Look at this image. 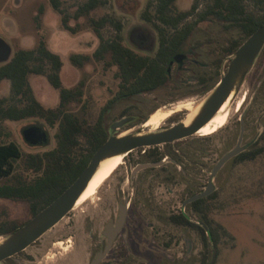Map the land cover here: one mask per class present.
Masks as SVG:
<instances>
[{"label":"rangeland","instance_id":"1","mask_svg":"<svg viewBox=\"0 0 264 264\" xmlns=\"http://www.w3.org/2000/svg\"><path fill=\"white\" fill-rule=\"evenodd\" d=\"M21 1L17 13L24 15L16 23L12 22L13 31L19 29V46L29 48L43 39L51 51L59 54L62 84L73 88L82 82L81 99L70 102L67 108L88 122H93L113 97L119 81L115 76L116 66L104 67L103 61L94 58L82 66L69 60L72 53L91 55L98 45L99 38L90 25V18L116 15L123 22L124 43L140 53H153L158 45L157 32L141 18L147 0H105L104 5L78 18L72 14L86 0H60V7L70 14L68 24L76 29L74 32L62 26V15L53 9L49 0ZM193 1L176 0V6L180 10L189 9ZM206 1L198 0L199 8ZM40 5L43 12L37 27L29 18ZM101 33L111 37L115 27L108 23ZM239 38L237 29L225 30L216 21L199 23L186 41L188 52L183 67L179 70L173 65L166 85L119 100L105 112L109 135L112 133L110 125L124 116H132L133 120L117 129L115 134L147 132L142 120L153 110L170 107L176 102L193 101V105L200 108L226 72L233 54L226 48ZM44 66L49 70L48 63ZM200 76L206 77L204 83L198 81ZM29 82L44 107L58 104V90L45 75L31 74ZM9 93V81L1 80L0 97ZM228 109L226 123L215 133H195L170 145H159L167 154L162 170H142L131 177V170L139 161L140 149L126 154L94 195L83 196L81 203L44 233L37 244L18 256L24 260L23 264H88L95 244L102 241L104 225L115 218L117 206L124 199L130 200L125 228L102 264H264V153L254 160H229L212 179L217 196L210 201L209 216L226 231L219 233L216 254L212 245L204 249L197 229L168 220L169 215L183 211L192 221H198L189 203L184 206L183 202L192 192L198 193L206 187L212 167L235 146L240 119L244 122L242 144L245 150L264 144L261 137L264 133V45ZM187 113V109L173 113L158 129L167 127L178 115L176 119H184ZM32 128L43 132L46 143L34 145L25 139L24 132ZM55 131L56 127L35 117L4 120L0 122V143L13 141L23 153L42 152L54 146ZM174 158L178 160L176 164L172 163ZM18 171L20 175H33L24 172L21 166ZM11 180L10 177L1 178L0 184ZM29 216L26 201L0 198V223L5 220L22 223ZM5 236L0 235V241ZM28 256L33 261H28Z\"/></svg>","mask_w":264,"mask_h":264},{"label":"trees","instance_id":"2","mask_svg":"<svg viewBox=\"0 0 264 264\" xmlns=\"http://www.w3.org/2000/svg\"><path fill=\"white\" fill-rule=\"evenodd\" d=\"M49 1L53 9L62 15V26L72 32L76 31L68 24L70 14L60 7V0ZM105 3V0H86L78 5L72 15L75 18L89 15L92 10ZM141 18L157 32L158 45L153 53H140L126 45L121 34V19L113 14H104L98 18H90V25L99 38L92 54L72 53L69 56L71 63L77 66L94 58L103 61L104 67H117L115 76L119 79L118 89L93 122H88L85 117L67 108L70 102L81 99L82 82L73 88L62 84L61 57L51 51L43 39L35 49L18 50L8 63L0 66V80L7 79L10 82L9 95L0 98V122L35 117L50 127H56L54 146L42 152L23 153L13 141L0 143V179L12 174L20 175V166L24 172L34 176L28 180L15 179L10 183L0 184V198L24 200L28 203L30 214L34 215L78 177L93 153L108 138L104 116L115 102L167 84L170 78L167 70L170 61L177 52L186 50V41L199 23L216 21L225 30L237 29L240 38L233 40L226 48V51L232 52L264 22V0H208L201 8L198 0H194L190 8L184 10L177 8L176 0H147ZM108 23L115 27V34L104 37L101 29ZM45 63L49 64V70L45 69ZM31 74L45 75L48 82L58 90L59 102L55 107H44L35 97L29 82ZM202 81L206 79L202 78ZM261 137L264 138V133ZM263 153L264 144L244 150L231 160H254ZM156 158L160 159L161 156ZM193 194L194 192L191 195ZM216 196L217 191L214 190L189 203L190 209L198 215V221H192L183 211L168 216V220L174 224L197 229L204 249L208 250L212 245L215 254L219 233L226 232L221 224L209 216L210 201ZM23 223L15 220L1 222L0 235L14 231ZM203 224L208 227L209 234Z\"/></svg>","mask_w":264,"mask_h":264},{"label":"water","instance_id":"3","mask_svg":"<svg viewBox=\"0 0 264 264\" xmlns=\"http://www.w3.org/2000/svg\"><path fill=\"white\" fill-rule=\"evenodd\" d=\"M263 45L264 22L258 26L233 52L226 72L221 76L211 94L199 108L189 125H184L181 121L162 130L157 129L155 131L148 130L147 132H130L120 135L121 132L115 134V131L130 123L133 120V117L124 116L114 121L110 125V131L112 133L93 153L89 163L78 177L54 200L37 211L14 231L6 234V236L0 241V262L27 248L62 219L74 206L76 200L86 188L89 180L102 160L115 155H126L136 148L171 143L175 140L195 134L197 130L205 125L216 114L218 109L232 92L233 96L236 95L240 86L244 82L245 77L251 70ZM4 47V53L0 57V60L6 58L9 52V46L7 45ZM185 57L186 53L177 52L169 63L167 69L168 72H170L171 64L174 61L181 66ZM151 113L152 112L142 120L141 124L148 120ZM242 133L243 124L241 125L237 144L219 158L212 167L206 187L202 191L189 196L183 202L184 206L195 199L207 196L215 190V185L212 182L213 177L227 161L245 150V146L240 144L242 141ZM161 162L162 161L139 164L134 170L136 171L145 167L159 165ZM126 210L127 203L120 204L119 214L115 221H108L105 224L103 233L107 236L108 240L104 248L97 252L96 256L89 264H97L105 257L116 235L124 224ZM203 226L209 234L208 227L205 224H203Z\"/></svg>","mask_w":264,"mask_h":264},{"label":"flooded vegetation","instance_id":"4","mask_svg":"<svg viewBox=\"0 0 264 264\" xmlns=\"http://www.w3.org/2000/svg\"><path fill=\"white\" fill-rule=\"evenodd\" d=\"M20 6H22V1L21 0H13L12 1V3L11 4H9L8 3V0H0V57L3 55V53H4V46H9V52H8V54H7V56H6V58H4V59H2V60H0V66H2V65H4V64H6V63H8L12 58H13V56H14V54L18 51V50H21V49H35L37 46H38V44H39V42L35 45V46H32V47H29V48H25V47H21V46H19V40H18V36L20 35V34H18V32H19V29H18V27H17V29H18V31L17 32H14L13 31V24H12V22H14V23H16L18 20H19V18L22 16L23 17V15L24 14H22V13H17V8H19ZM42 6L40 5V6H37L36 7V9H35V11H32V13H31V15H30V20L31 21H35V23H36V26L37 27H39V16H40V14H42V12H43V7H42V12H40V8H41ZM17 25V24H16ZM245 40V39H244ZM243 40V41H244ZM242 41V42H243ZM5 43V44H4ZM235 51V50H234ZM234 51H232V52H234ZM184 53H186V57H187V52H188V49H186L185 51H183ZM231 52V53H232ZM186 57H185V59H186ZM184 59V60H185ZM229 62H230V60H229ZM177 65V68L180 70L182 67H183V64L181 65V66H179V64L177 63V62H173L172 64H171V68H170V72H171V70H172V67H173V65ZM169 72V73H170ZM202 78H205L206 79V77H204V76H200L199 77V79H198V81H200V82H202V83H204L205 81H202ZM246 78V77H245ZM1 81V80H0ZM219 81V80H218ZM10 83V82H9ZM2 97H7V96H1L0 98H2ZM156 110V109H155ZM154 110V111H155ZM154 111H152V112H154ZM172 116V115H171ZM178 116H180V115H178ZM178 116H176V117H174V118H172L171 119V122L169 123V125L167 126V127H163V128H161L160 130H162V129H165V128H168V127H170V126H173V125H175V124H177V123H179V122H181L183 119H176ZM228 118V117H227ZM226 121H227V119H226ZM226 121H225V123H226ZM243 124V133H244V122H243V120L242 119H240V121H239V134H240V131H241V125ZM215 133V132H214ZM243 133H242V139H243ZM197 134V133H196ZM209 134H212V133H209ZM209 134H206V135H209ZM199 135H202V134H199ZM24 136H25V139L27 140V141H29V143H31V144H34V145H37V144H39V143H46V141H47V139H45L44 138V134H43V132H40L39 131V129L38 128H32V129H27V131H25L24 132ZM238 138H239V136H238ZM237 142H238V140H237ZM237 142H236V144H237ZM167 144H172V143H165V145L167 146ZM235 144V145H236ZM241 145H243L242 144V141H241V143H240ZM164 145V144H163ZM157 146V147H156ZM156 146H146V147H141V148H136V149H140V154L137 156V158H138V163L135 165V167L136 166H138L139 164H143V163H154V162H159V161H162L161 162V164H159V165H154V166H149V167H145V168H142V169H139V170H134L135 169V167L131 170V174H130V176L131 177H134L139 171H142V170H146V171H152V170H155V169H157V168H160L161 170H162V168L165 166L164 165V162H165V159H163L164 157H167V154H165V152L163 151V150H161V148L159 147V145H156ZM136 149H134V150H136ZM133 151V150H132ZM179 150L178 149H176V152H178ZM131 152V151H130ZM158 155H160L161 156V158L160 159H158V158H156V156H158ZM123 159V158H122ZM172 163H174V164H176V162L178 161L177 159H172ZM121 163H122V161H121ZM120 163V164H121ZM8 177H10V178H12V180L10 181V182H12V181H14L15 179H26V180H28V179H31V178H33L34 176L32 175V176H27V175H8L7 176V178ZM209 179V178H208ZM10 182H7V183H10ZM207 183H208V181H207ZM207 185V184H206ZM4 199H7V200H13V201H15V200H18V199H13V198H4ZM22 201H24V200H22ZM125 203H127V210H126V215H125V221H124V224H123V226H122V228H121V230L118 232V234L116 235V237H115V239H114V241H113V243H112V245H111V247L109 248V250L107 251V253H106V255H105V257L100 261V262H98L97 264H102L103 262H104V260H105V258L109 255V253H110V251H111V249H112V247L114 246V244H115V241H116V239H117V237L120 235V233L122 232V230L125 228V225H126V222H127V217H128V215H129V206H130V200H128V199H124L123 200V202H121V203H119L118 204V206H117V210H116V212H115V218L112 220L113 222L115 221V219H116V217L118 216V214H119V206H120V204H125ZM185 213V212H184ZM32 215L30 214V216L24 221V222H26L30 217H31ZM138 223L139 224H143V222H139L138 221ZM149 226H151V225H149ZM104 227H105V225H104ZM103 231H104V228L102 229V231H101V236H102V241L100 240V243L99 244H95V246H96V248H95V250H94V254H92L90 257H89V259H88V264L91 262V260L96 256V254H97V252H99L100 250H102L103 248H104V246H105V244H106V242H107V240H108V238H107V236L106 235H104V233H103ZM91 232H90V236H91ZM43 236V235H42ZM41 236V237H42ZM40 237V238H41ZM40 238H38L35 242H33L32 244H30L28 247H31V246H33V245H35V244H37L38 243V240H40ZM51 242V241H50ZM63 242V241H62ZM51 243H53V242H51ZM27 247V248H28ZM27 248H25L24 250H22V251H20L19 253H17V254H15V255H13V256H11V257H8V258H6V259H4L3 261L6 263V264H23V259H21L20 257H18V256H20V255H22V254H24V251L27 249ZM26 259L28 260V261H33L32 259H31V257H26Z\"/></svg>","mask_w":264,"mask_h":264},{"label":"bare ground","instance_id":"5","mask_svg":"<svg viewBox=\"0 0 264 264\" xmlns=\"http://www.w3.org/2000/svg\"><path fill=\"white\" fill-rule=\"evenodd\" d=\"M233 97L234 96L232 92L221 105V107L218 109L216 114L205 125H203L199 130H197L196 133L206 135L209 133H214L218 129H220L225 124V121L229 115V103L231 102ZM182 109L188 110V113L186 114L182 122L184 125H189L199 109L198 106L193 105V101L176 102L173 105H170V107L163 106L157 108L154 112L151 113L148 120L142 124V127L148 129L149 131H155L165 120L171 117L173 113ZM126 133L127 132L124 131L120 135H124ZM124 156L125 155H115L100 162L97 170L89 180L86 188L76 200L73 206L74 208L78 205L83 196L94 195L97 192V189L100 187V185H102L104 181L108 177H110L120 165Z\"/></svg>","mask_w":264,"mask_h":264}]
</instances>
